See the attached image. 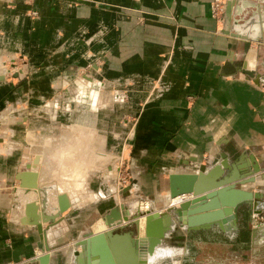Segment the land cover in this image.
<instances>
[{
    "label": "crops",
    "instance_id": "0c3cea01",
    "mask_svg": "<svg viewBox=\"0 0 264 264\" xmlns=\"http://www.w3.org/2000/svg\"><path fill=\"white\" fill-rule=\"evenodd\" d=\"M11 1L9 5L0 0V54L29 56L39 70L48 71L33 82V103L45 99L41 96L51 97L91 63L96 79L113 87L116 104L138 117L130 123L126 150L150 196L165 193L173 173L219 165L223 175L216 180L222 181L245 176L250 156L264 166V0H222L221 20L212 15L215 0H31L30 5L27 0ZM31 10L38 11V19L29 18ZM7 90L0 87V109L8 104ZM80 112L89 114L87 109ZM90 113L96 124L78 130L97 135L89 149L99 156L103 146L98 134L104 130L98 118L103 113ZM34 116L27 142L41 184L53 175L58 160L60 164L58 152L78 140L67 136L61 142L62 132L75 127L70 125L71 112L50 113L45 126L41 116ZM16 130L22 133L23 126ZM113 141L110 149H121ZM1 159V182L9 178V167H14V175L29 171L22 155L14 163ZM91 182L90 202L63 214L64 222L48 232V246L56 244L67 223L82 230L88 215H103L104 185L98 179ZM242 188L260 193V198L220 224L180 229L206 233L225 245L239 242L248 252L243 262L264 264V224L251 223L252 213H264V173ZM23 208H10L0 196V264H40L36 228L17 222ZM51 252V264H58Z\"/></svg>",
    "mask_w": 264,
    "mask_h": 264
},
{
    "label": "rangeland",
    "instance_id": "374dc122",
    "mask_svg": "<svg viewBox=\"0 0 264 264\" xmlns=\"http://www.w3.org/2000/svg\"><path fill=\"white\" fill-rule=\"evenodd\" d=\"M6 1L9 5L13 3L11 0ZM26 3L30 5L31 0H27ZM28 16L31 19H38L40 15L38 11L31 10L28 12ZM94 71L96 69L90 63L87 67L77 71L70 81L63 83L51 97L41 96L45 99L36 104L32 101L33 82L43 78L42 76L45 78L48 71L39 70L29 56L18 53L0 54V87H7L6 94L9 98L8 104L0 109V172L1 168H5L1 158L7 157L14 163L15 158L20 155L27 158L28 163L23 167L25 166L26 170L36 171V166L32 165V151L28 148L30 142H27L31 141V138L28 137L31 120L36 119L35 114L41 116L39 120L45 126L50 122V113L65 111L74 114L71 117L73 122L66 123V125H75V127L71 132L67 129L62 132L64 134H62L61 142L67 141V136L71 140H78V142L76 145H71L66 150L61 149L60 153L58 152L61 165L58 160L53 175L48 174L47 178L45 177L42 181L43 184H40V187L47 191L49 210L52 212L57 209V196L62 194L67 195L72 206L81 207L91 200L89 192L93 179H98V183L104 185L103 215H88L89 221L85 229L73 230L70 228L72 225L70 222L67 223L65 229L62 226L59 230L55 240L56 244L53 246L54 254L60 260L58 264H72V251L77 248V243L83 240L87 232L96 234L109 229L103 220L110 209L116 207L120 209L121 205L125 208L132 206L134 209L130 212L131 215L126 224L128 226L117 229V231L137 234L136 227L132 222L138 218L139 224L142 216L149 212L142 210L145 204L151 203V206L153 205L158 211L167 208L166 192L156 197H152L146 192L139 181L140 173L137 168L132 166L129 152L126 150L130 123L138 117L128 113L125 106L121 107L116 104L113 87H110L109 82L104 79L98 81ZM69 91L71 93H68ZM85 109L89 112L88 116H83V113L80 112ZM92 110L103 113V116L98 118V124L100 122L104 130L102 134H98L103 146V149L99 151V153L101 152L99 156L95 155L94 150L89 149L90 143L97 135L83 129L78 130L79 127H91L96 124V117L90 113ZM62 119L60 125L62 124L64 127L65 117H61ZM66 119H68L67 116ZM58 120L59 118L56 119V122ZM16 126H23L22 133L18 132L17 134ZM124 129H126V133L122 134ZM83 132L90 135L89 138L84 136ZM113 140L120 143L121 149L115 151L110 149ZM17 142H20L19 146L16 145ZM81 145L84 147L81 148ZM13 168L9 167V178L4 182L0 181V196L5 198L8 201V206L13 209L22 208L26 202L31 201L40 205L38 195L33 191L27 195L21 191L20 184L17 183L19 182L16 177L18 175H14ZM42 195L40 194V196ZM22 215L23 213L17 215V222ZM25 218L27 221L30 220ZM251 223L253 226L263 225L264 213H252ZM120 224L124 226L122 221ZM117 225L119 224L117 223ZM180 227V224H177V227H174L168 234L169 238L165 240L164 246H160L171 252L165 257L157 258L151 264H246L242 258H245L248 252L246 253V250L242 249L239 242L225 245L222 239L217 238L215 241L216 238L208 236L206 233L187 234ZM226 258H229V261H226Z\"/></svg>",
    "mask_w": 264,
    "mask_h": 264
},
{
    "label": "water",
    "instance_id": "95a60500",
    "mask_svg": "<svg viewBox=\"0 0 264 264\" xmlns=\"http://www.w3.org/2000/svg\"><path fill=\"white\" fill-rule=\"evenodd\" d=\"M38 160L35 161L37 163ZM226 167V165L224 164ZM242 168L244 166L241 165ZM248 170L242 178L231 176L222 181H218L223 175L221 166H216L212 169L208 167H200L196 172H177L169 176L168 189L169 198L175 200L182 196H189L190 199L181 203L178 206L171 205L162 213H153L149 218L147 225V233L145 237H139L138 232H133L134 253L140 257V264H148L147 257H154L157 249L163 246L167 235V225L169 221L174 224H180L184 229H194L200 225L210 223H219L225 219H232L234 213L244 204L250 203L255 199L260 198V193L252 192L243 189V186L254 184L257 181V176L264 173V166L258 164V160L254 156L248 158ZM262 178V177H261ZM17 180L20 182V188L25 191L38 190L41 196L42 203L46 205V211L49 205V197L46 189H40L39 176L36 172L19 173ZM60 213H65L71 208V203L67 195L62 194L57 197ZM39 206L36 202H30L25 206V214L19 217V223L27 225L25 215L33 218L34 225L40 238L38 247L42 255L37 259L40 264H51V251L53 247L47 245V232L64 222L62 217L52 219L45 212L43 222L46 227L40 222ZM126 210L122 213L118 208H113L104 217L105 224L112 228L117 223L120 224L122 217L127 216ZM143 215V213H142ZM141 215V216H142ZM136 218L135 220H137ZM134 220V221H135ZM132 222L138 231V222ZM154 221V223L152 222ZM220 224V223H219ZM224 224V223H223ZM152 225V226H151ZM125 226L116 227L113 229L115 233H121L117 229H123ZM155 229V235H151L150 231ZM110 234H103V241L97 234L87 232L77 246L80 245L82 251L74 249L72 251L71 262L74 264L73 256H76L77 263L75 264H118L113 245L110 242Z\"/></svg>",
    "mask_w": 264,
    "mask_h": 264
},
{
    "label": "bare ground",
    "instance_id": "6f19581e",
    "mask_svg": "<svg viewBox=\"0 0 264 264\" xmlns=\"http://www.w3.org/2000/svg\"><path fill=\"white\" fill-rule=\"evenodd\" d=\"M35 166V165H34ZM31 172H36V171H32L30 169ZM197 171V170H196ZM194 171V172H196ZM23 173V172H21ZM37 173V172H36ZM38 174V173H37ZM40 189H43V187H40ZM21 191H24V193L27 195L29 193H31L32 191L38 195V199H39V203L40 205L38 204L39 208H40V214H39V217H40V222L41 224L45 225V223L43 222V217H44V213L46 212L48 217L52 218V219H55V218H60L63 217V214L64 213H60L59 211V205H58V201H57V209H54L52 210V212L49 210V205H48V209L47 211L45 210L46 209V205L48 203V200H47V203L45 201V203H42L41 201V196H40V192L38 190H31L30 192L29 191H25L23 189H21ZM66 192V191H65ZM76 192V191H74ZM63 193V192H62ZM74 195V194H72ZM59 196V195H58ZM57 196V197H58ZM166 196H167V200H166V204H167V207H170L171 205H175V206H178L180 205L181 203L187 201L190 199L189 196H182V197H179L175 200H171L169 198V189L166 191ZM53 197V196H52ZM70 201V200H69ZM75 201V200H74ZM31 202H35V201H31ZM30 203V202H26L25 205H23V209L25 211V206ZM71 203V202H70ZM253 204V203H252ZM71 208H72V205H71ZM117 208V207H116ZM128 208V209H127ZM127 208H125L123 205H121L120 209L118 208V210L122 213V210H126L127 212V216H124L122 217L121 221H122V224L123 225H126L128 223V220H129V216L131 215V211L134 209L132 206H128ZM166 209V208H165ZM50 212H49V211ZM143 211H149L148 213L144 214L142 216V218L139 220V224H138V236L139 237H145L146 236V233H147V225H148V221H150V217L152 216L153 213H162L163 211L156 209L155 207H153V205L151 206V203H147L145 204L144 208L142 209ZM49 212V213H48ZM25 214V212H24ZM25 217L29 218L30 220L27 221L26 219V222L27 224L29 225H34V221H33V218L30 217V216H27L25 215ZM137 221V220H135ZM134 221V222H135ZM138 222V221H137ZM154 223V221H152ZM119 224V223H118ZM32 225V226H33ZM139 225H140V230H139ZM152 226V225H151ZM35 227V226H34ZM116 227H122L121 224L117 225ZM114 227V229L116 228ZM174 227H177L176 224H174V222L171 220L168 222V225H167V235L170 233V231L173 230ZM36 228V227H35ZM183 228V227H182ZM52 229V228H51ZM50 229V230H51ZM184 229V228H183ZM50 230L48 232H50ZM48 232H47V241H48ZM106 233L108 232L110 234V242H111V245H113V249H114V254H115V257H116V260H117V263L118 264H140V257L138 255H136V253H134V247L132 245V242H133V233L131 232H121V233H115L113 232V229L109 228L107 231H105ZM105 232H100V233H96L99 238L101 239V241H103V234ZM155 229H152L151 227V231H150V234L151 235H155ZM122 241V242H121ZM78 244V243H77ZM77 250H79V252L82 251V248L79 246H77L76 248ZM169 250V249H168ZM168 250H165V249H162L161 247H159L155 253V256L154 257H147V260H148V264L150 263H153L154 260H156L157 258H160V257H165L169 254V252L171 251H168ZM175 253V252H174ZM42 255V253H41ZM51 256H52V252H51ZM75 257V260H74V264L77 263V257Z\"/></svg>",
    "mask_w": 264,
    "mask_h": 264
},
{
    "label": "built area",
    "instance_id": "2783aa9c",
    "mask_svg": "<svg viewBox=\"0 0 264 264\" xmlns=\"http://www.w3.org/2000/svg\"><path fill=\"white\" fill-rule=\"evenodd\" d=\"M224 4L222 0H215L212 4V15L215 19L221 20L223 14Z\"/></svg>",
    "mask_w": 264,
    "mask_h": 264
}]
</instances>
